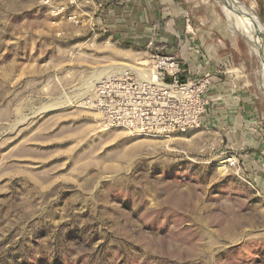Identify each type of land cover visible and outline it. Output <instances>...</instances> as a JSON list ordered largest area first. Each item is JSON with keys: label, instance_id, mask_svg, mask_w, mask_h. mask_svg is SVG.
<instances>
[{"label": "rangeland", "instance_id": "rangeland-1", "mask_svg": "<svg viewBox=\"0 0 264 264\" xmlns=\"http://www.w3.org/2000/svg\"><path fill=\"white\" fill-rule=\"evenodd\" d=\"M101 1L0 0V264H264V0H188L222 57L170 134L103 120L101 83L152 62Z\"/></svg>", "mask_w": 264, "mask_h": 264}, {"label": "built area", "instance_id": "built-area-1", "mask_svg": "<svg viewBox=\"0 0 264 264\" xmlns=\"http://www.w3.org/2000/svg\"><path fill=\"white\" fill-rule=\"evenodd\" d=\"M148 47L150 70L125 67L101 83L95 104L103 120L156 134L200 127L211 78L192 76L176 56L155 52L151 42Z\"/></svg>", "mask_w": 264, "mask_h": 264}, {"label": "crops", "instance_id": "crops-1", "mask_svg": "<svg viewBox=\"0 0 264 264\" xmlns=\"http://www.w3.org/2000/svg\"><path fill=\"white\" fill-rule=\"evenodd\" d=\"M112 1L122 5L111 6L105 11L102 10L103 22L108 25L119 22L121 26L119 35L124 39L126 38V40L129 37L128 42L144 45L146 53L150 51L148 44L151 42L154 49L160 51L161 54L178 56L182 60L183 67L192 76H199V69L202 68L204 63L208 64L213 56L222 57L218 50L216 51L218 48L213 49L212 53L206 52L205 45L211 42V38L208 34H205L206 32L195 35L192 29L193 27L197 28L198 24L188 23L185 34V21L189 20L188 17L192 13V10L188 9V0ZM98 2L103 3L101 0H98ZM216 2H218V5H225L222 0H216ZM171 13L177 17L173 18ZM163 19L165 20L163 21ZM152 29L154 33L150 34ZM189 29L194 35L188 34ZM168 32L172 34L168 35ZM129 33L131 36H129ZM155 33L156 36H154ZM213 74L216 73L213 72ZM211 92V89H208V98ZM216 109L218 108L216 107ZM204 120L205 118L203 123Z\"/></svg>", "mask_w": 264, "mask_h": 264}, {"label": "water", "instance_id": "water-1", "mask_svg": "<svg viewBox=\"0 0 264 264\" xmlns=\"http://www.w3.org/2000/svg\"><path fill=\"white\" fill-rule=\"evenodd\" d=\"M259 34H260L261 38L264 39L260 32H259Z\"/></svg>", "mask_w": 264, "mask_h": 264}, {"label": "bare ground", "instance_id": "bare-ground-1", "mask_svg": "<svg viewBox=\"0 0 264 264\" xmlns=\"http://www.w3.org/2000/svg\"><path fill=\"white\" fill-rule=\"evenodd\" d=\"M240 24H241V23H240ZM235 25H236V24H235ZM238 25H239V24H238ZM241 28H242V27H241ZM242 29H243V28H242ZM246 30H247V29H246ZM246 30H245V31H246ZM242 31H243V30H242ZM246 35H247V34H246Z\"/></svg>", "mask_w": 264, "mask_h": 264}]
</instances>
